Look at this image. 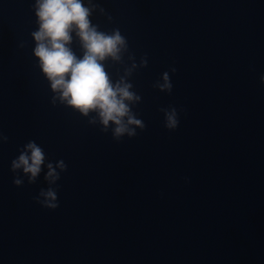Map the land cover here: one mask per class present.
Returning <instances> with one entry per match:
<instances>
[{"label":"clouds","instance_id":"clouds-1","mask_svg":"<svg viewBox=\"0 0 264 264\" xmlns=\"http://www.w3.org/2000/svg\"><path fill=\"white\" fill-rule=\"evenodd\" d=\"M32 8L38 25L31 33L35 42L33 55L49 82L50 103L78 112L90 125L99 126L102 133L110 132L117 142L124 137H136L138 129L144 131L146 125L134 111L142 97L134 90L131 77L139 68L148 66L147 55L137 64L127 38L118 28L104 32L98 24H93L90 17L94 13L105 14V9L95 0H35ZM73 34L79 41L80 56L71 47ZM125 57L130 63H126ZM109 64L123 68L122 74L117 69L115 80L106 70ZM169 71L175 73L176 68ZM169 71L162 73L153 87L171 94ZM260 79L264 83V76ZM160 111L164 115V127L176 130L180 122L178 109L169 106ZM7 141L8 137L0 133V143ZM45 168L43 178L48 187L41 188L34 200L43 208L55 210L59 207L57 182L61 173L67 171L65 162L47 160L44 149L29 140L10 165L13 184L17 187L23 186L25 178L28 184H35Z\"/></svg>","mask_w":264,"mask_h":264}]
</instances>
